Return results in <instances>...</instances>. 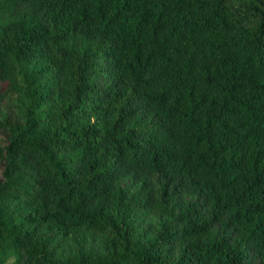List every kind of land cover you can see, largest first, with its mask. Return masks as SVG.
Masks as SVG:
<instances>
[{
	"label": "trees",
	"instance_id": "trees-1",
	"mask_svg": "<svg viewBox=\"0 0 264 264\" xmlns=\"http://www.w3.org/2000/svg\"><path fill=\"white\" fill-rule=\"evenodd\" d=\"M0 264H264V0H0Z\"/></svg>",
	"mask_w": 264,
	"mask_h": 264
},
{
	"label": "rangeland",
	"instance_id": "rangeland-1",
	"mask_svg": "<svg viewBox=\"0 0 264 264\" xmlns=\"http://www.w3.org/2000/svg\"><path fill=\"white\" fill-rule=\"evenodd\" d=\"M141 217H143V216H141ZM145 221H146V223L149 221H151V218L149 217V216H146V218H145Z\"/></svg>",
	"mask_w": 264,
	"mask_h": 264
}]
</instances>
